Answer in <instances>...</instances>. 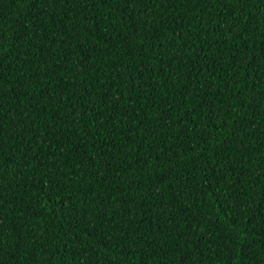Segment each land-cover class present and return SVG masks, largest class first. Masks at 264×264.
<instances>
[{"label":"trees","instance_id":"1","mask_svg":"<svg viewBox=\"0 0 264 264\" xmlns=\"http://www.w3.org/2000/svg\"><path fill=\"white\" fill-rule=\"evenodd\" d=\"M0 264H264V0H0Z\"/></svg>","mask_w":264,"mask_h":264}]
</instances>
